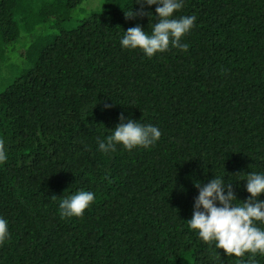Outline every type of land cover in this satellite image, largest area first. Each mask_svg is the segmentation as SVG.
Listing matches in <instances>:
<instances>
[{
  "label": "trees",
  "instance_id": "16d2710c",
  "mask_svg": "<svg viewBox=\"0 0 264 264\" xmlns=\"http://www.w3.org/2000/svg\"><path fill=\"white\" fill-rule=\"evenodd\" d=\"M131 7L0 0V264L248 261L201 241L188 220L195 180L222 175L245 200L243 179L264 172V0H184L174 16L196 17L187 52L151 59L120 45L130 27L150 32L147 16L125 17ZM121 113L157 126L159 141L101 153ZM80 190L94 201L61 219L60 201Z\"/></svg>",
  "mask_w": 264,
  "mask_h": 264
},
{
  "label": "clouds",
  "instance_id": "9594fccd",
  "mask_svg": "<svg viewBox=\"0 0 264 264\" xmlns=\"http://www.w3.org/2000/svg\"><path fill=\"white\" fill-rule=\"evenodd\" d=\"M140 5L138 11L131 7L124 11L126 18L147 16L150 32L141 25L123 31L120 39L122 49H139L143 55L151 59L155 54L167 51L169 47L187 52L188 45L181 43V38L194 26L195 16L176 18L174 13L184 6V0H135ZM156 5L155 15L145 11V6ZM150 18H154L150 24ZM112 105L105 104V108ZM105 139H98V150L108 154L115 152L117 146L127 151L134 148H150L155 145L162 133L151 124H143L132 118H126L123 113L119 123ZM7 153L0 142V165L7 161ZM244 189L249 195L245 200H239L234 192L232 182L222 175H216L206 183L195 180L198 195L194 198L192 216L188 225L196 231L198 238L214 245L215 249H223L228 257H244L248 261L241 264H256L257 255L264 256V172H249L243 179ZM95 199L92 191L80 190L63 198L59 203L61 219L82 217ZM242 201V203H238ZM9 235L8 222L0 217V244Z\"/></svg>",
  "mask_w": 264,
  "mask_h": 264
},
{
  "label": "rangeland",
  "instance_id": "374dc122",
  "mask_svg": "<svg viewBox=\"0 0 264 264\" xmlns=\"http://www.w3.org/2000/svg\"><path fill=\"white\" fill-rule=\"evenodd\" d=\"M76 13H77V11L75 10V11L73 12L74 16L76 15ZM14 72H15L14 70H13V71L10 70V74H9V72L6 73V75H9V77H8L7 80H5V83H8L9 79L13 76L12 74H13Z\"/></svg>",
  "mask_w": 264,
  "mask_h": 264
}]
</instances>
